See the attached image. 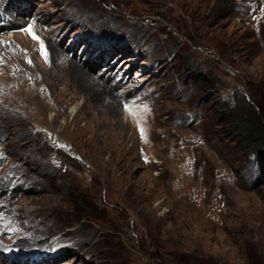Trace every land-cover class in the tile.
<instances>
[{
  "label": "rangeland",
  "instance_id": "rangeland-1",
  "mask_svg": "<svg viewBox=\"0 0 264 264\" xmlns=\"http://www.w3.org/2000/svg\"><path fill=\"white\" fill-rule=\"evenodd\" d=\"M0 65L48 93L0 121V185L21 182L0 198L28 214L3 239L57 264H264V143L233 121L264 135V0H0Z\"/></svg>",
  "mask_w": 264,
  "mask_h": 264
},
{
  "label": "bare ground",
  "instance_id": "bare-ground-1",
  "mask_svg": "<svg viewBox=\"0 0 264 264\" xmlns=\"http://www.w3.org/2000/svg\"><path fill=\"white\" fill-rule=\"evenodd\" d=\"M27 21V20H26ZM34 25V24H33ZM32 25V29L34 26ZM25 26H31V21L28 19ZM35 45H39L36 42H28L23 45V48L21 51H24V53L27 54L26 61L30 60L32 61H38L39 59V51L40 49L37 48ZM24 62V63H25ZM76 65V64H75ZM74 65V67H75ZM77 68V65H76ZM79 71V78L78 81L80 84L86 87H83V89L87 88V85H90V78H92L91 74H87L82 72V70ZM21 76L13 77L11 75H8L7 72L4 70L3 66L0 65V90H6L11 92L12 96L11 99H18L19 98V107L13 108V112L11 116V119L8 121H5L4 119H0L2 122V125L5 126L12 124L13 122L21 123L24 119L28 117V110L27 105L32 108H34L37 111L43 112L42 109L44 108L45 104L48 105V100L46 101L47 92L44 87H42L41 83L38 82L37 78L31 73V72H24L21 73ZM2 79V80H1ZM44 84V83H43ZM81 87V88H82ZM67 98H63L58 95V98L61 102H63V105L67 104L68 102H71L75 99V96L71 93L69 94ZM16 102V101H13ZM39 105V106H38ZM34 106V107H33ZM71 115H73V119L79 114V108L76 105H72V108L70 109ZM2 114H5L2 109H0V116ZM22 119V120H21ZM21 120V121H20ZM65 123H68V121H65ZM10 125L9 127H11ZM13 128V127H11ZM9 129V128H8ZM21 182L18 180L16 181H9L6 186L0 185V195L3 191H6V195L8 197H11L12 194H10V191L14 185L16 187ZM12 185V186H11ZM14 191V189H13ZM4 197V196H3ZM18 206L16 204H8L6 200H3L0 198V224L2 229L5 231H8L10 234H13L16 231V227L14 224H24L26 221V215L22 216L21 211L18 210ZM65 232L62 233L60 236L53 237L52 242H47L45 237L39 238V243L43 244L44 246H51V245H57L61 242V239L64 238ZM17 237L14 238V240L10 239H3L2 235H0V264H57V262L54 261L53 258L50 259H43V257L30 255L31 253L34 254V251L22 252V246H25V242H28V239L24 240L25 236H30V233H25L23 235H16ZM76 243H79L77 241ZM8 244V245H7ZM5 246H8L7 249ZM69 246V245H68ZM48 247H46L48 249ZM66 247L65 245L57 246L55 251H59L60 249ZM28 248H31L29 246ZM40 251H44L45 248H37ZM51 249V248H50ZM23 253V254H22ZM47 252H44L46 254ZM51 253V250H50ZM77 253V252H76ZM79 255V254H76ZM22 257L25 258V260L22 259Z\"/></svg>",
  "mask_w": 264,
  "mask_h": 264
},
{
  "label": "trees",
  "instance_id": "trees-1",
  "mask_svg": "<svg viewBox=\"0 0 264 264\" xmlns=\"http://www.w3.org/2000/svg\"><path fill=\"white\" fill-rule=\"evenodd\" d=\"M229 120V118H227ZM235 121L239 127H241V132L243 133L244 137L245 138H249L248 141L251 145L253 146H256L258 144H261V143H264V135H262V137L260 136L259 133H256V132H250L248 130V125L246 123L245 120L243 119H239L237 118V121L236 120H233ZM174 259L172 262V264H199V261H194V260H189V259H182L180 258V256L177 257V254L174 253Z\"/></svg>",
  "mask_w": 264,
  "mask_h": 264
}]
</instances>
